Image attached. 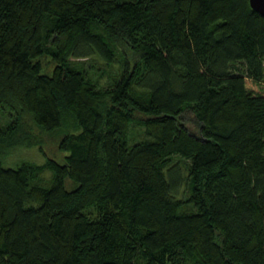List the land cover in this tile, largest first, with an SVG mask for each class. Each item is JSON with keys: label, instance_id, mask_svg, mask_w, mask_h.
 <instances>
[{"label": "trees", "instance_id": "obj_1", "mask_svg": "<svg viewBox=\"0 0 264 264\" xmlns=\"http://www.w3.org/2000/svg\"><path fill=\"white\" fill-rule=\"evenodd\" d=\"M0 264H264V14L0 0Z\"/></svg>", "mask_w": 264, "mask_h": 264}, {"label": "rangeland", "instance_id": "obj_2", "mask_svg": "<svg viewBox=\"0 0 264 264\" xmlns=\"http://www.w3.org/2000/svg\"><path fill=\"white\" fill-rule=\"evenodd\" d=\"M56 139H57L56 135H51L50 138L48 137V140L46 142H47V144L49 143L52 145ZM50 147H52V146H48L47 148L51 149ZM19 149L20 150H16L14 153L10 154V157L11 158H15L16 156H18V158L24 157V158L35 160L38 162L43 161L45 159V155L43 154L42 151H40V149L38 148L37 145H31L29 147H22Z\"/></svg>", "mask_w": 264, "mask_h": 264}, {"label": "water", "instance_id": "obj_3", "mask_svg": "<svg viewBox=\"0 0 264 264\" xmlns=\"http://www.w3.org/2000/svg\"><path fill=\"white\" fill-rule=\"evenodd\" d=\"M251 7L264 14V0H249Z\"/></svg>", "mask_w": 264, "mask_h": 264}]
</instances>
